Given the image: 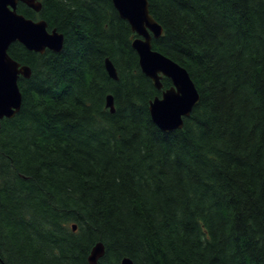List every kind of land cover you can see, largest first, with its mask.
Here are the masks:
<instances>
[{"label":"trees","instance_id":"obj_1","mask_svg":"<svg viewBox=\"0 0 264 264\" xmlns=\"http://www.w3.org/2000/svg\"><path fill=\"white\" fill-rule=\"evenodd\" d=\"M39 1L18 13L65 42L9 49L32 74L0 121V264H89L97 243L99 264H264V0H148L154 50L200 94L171 133L152 121L161 92L112 2Z\"/></svg>","mask_w":264,"mask_h":264},{"label":"water","instance_id":"obj_2","mask_svg":"<svg viewBox=\"0 0 264 264\" xmlns=\"http://www.w3.org/2000/svg\"><path fill=\"white\" fill-rule=\"evenodd\" d=\"M121 19L127 21L136 38L132 48L138 54L139 66L143 74L152 80L161 97H155L149 105L152 121L166 133L181 130L184 119L188 118L200 101L198 89L189 72L154 50L153 39L163 35L162 26L150 12L148 0H110ZM19 4H24L35 12H40L39 0H0V121L16 116L22 106V93L19 79H29L31 68L21 65L10 54V47L19 43L27 50L39 54L46 51L60 53L63 50L65 36L57 29L49 30L45 20H33L18 13ZM105 69L108 76L117 81L118 72L113 62L107 58ZM163 78L171 81V88L164 89ZM106 108L115 112L114 97L106 98ZM74 226L73 230L76 231ZM105 256V247L97 243L88 258L89 264H99ZM122 264H134L130 258H124Z\"/></svg>","mask_w":264,"mask_h":264}]
</instances>
